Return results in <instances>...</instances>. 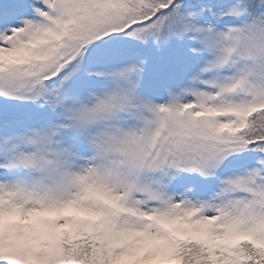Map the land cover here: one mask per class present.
I'll list each match as a JSON object with an SVG mask.
<instances>
[{
	"label": "snow or ice",
	"instance_id": "1",
	"mask_svg": "<svg viewBox=\"0 0 264 264\" xmlns=\"http://www.w3.org/2000/svg\"><path fill=\"white\" fill-rule=\"evenodd\" d=\"M0 264H264V0H0Z\"/></svg>",
	"mask_w": 264,
	"mask_h": 264
}]
</instances>
